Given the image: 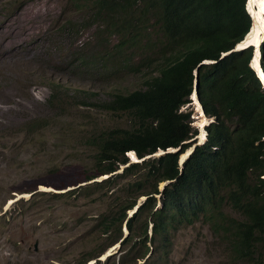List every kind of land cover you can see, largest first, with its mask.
Instances as JSON below:
<instances>
[{"label": "trees", "instance_id": "1", "mask_svg": "<svg viewBox=\"0 0 264 264\" xmlns=\"http://www.w3.org/2000/svg\"><path fill=\"white\" fill-rule=\"evenodd\" d=\"M245 2L93 0L97 21L122 39L110 54L82 55L81 68L99 67L104 79L126 71L140 73L144 80L142 88L114 94L103 105L108 112L125 116L126 124L103 129L89 139L96 175H111L101 183L77 188L99 192L100 200L110 189L108 185L139 176L126 183L119 204L95 218L92 234L99 235L103 243L86 253L79 264L97 259L117 242L120 247L114 255L118 261L112 264H166L172 237L181 226L198 221L226 247L228 264H264V88L249 67L252 48L221 58L250 28ZM143 25L145 30L135 45L145 57L129 49L119 52L123 42ZM146 31L154 33V41L146 36L143 42ZM260 53L264 72V42ZM205 60L213 62L198 68V98L214 122L206 127V142L194 148L180 169L179 154L197 133L191 113L182 108L190 102L194 70ZM178 147L177 153L141 163H129L126 156L134 152L141 159L159 149ZM120 166H124L122 172L116 173ZM155 195H160L157 209ZM141 196L145 200L128 217ZM123 224L127 229L124 238ZM136 225L138 235L134 234Z\"/></svg>", "mask_w": 264, "mask_h": 264}, {"label": "rangeland", "instance_id": "2", "mask_svg": "<svg viewBox=\"0 0 264 264\" xmlns=\"http://www.w3.org/2000/svg\"><path fill=\"white\" fill-rule=\"evenodd\" d=\"M59 12L58 0H0V39L13 40L12 51L0 48V214L6 213L0 215V264H79L86 253L103 243L99 235L92 234L95 218L119 204L126 183L139 176L108 185L110 189L100 200L99 192L77 188L101 183L111 175H96L93 170L89 137L126 124L122 114L103 109L108 99L105 91L142 88L144 77L128 74L109 84L97 82L96 74H83L81 78L87 81H76L89 89L87 93L58 81L59 75L53 71V43L57 39L62 47L66 44L61 32L55 34ZM76 21L81 28L74 36V49L84 56L95 48L99 29L85 26L83 18ZM147 36L154 41V33ZM61 67L71 75L80 74L69 62ZM51 83L59 88L55 101L48 103ZM185 108L194 110L190 104ZM32 121L45 127L30 131ZM127 155L130 162L136 161ZM91 175L96 176L86 181ZM31 193L36 194L31 197ZM28 199L33 207L21 209ZM156 199L159 206L158 196ZM13 200L17 205L10 204ZM17 209H21L19 215ZM121 230L125 235L124 225ZM139 232L136 225L134 234ZM171 243L166 264H228L226 247L213 238L205 223L180 228ZM119 247L118 243L112 245L87 264L116 263L118 255L114 254Z\"/></svg>", "mask_w": 264, "mask_h": 264}, {"label": "clouds", "instance_id": "3", "mask_svg": "<svg viewBox=\"0 0 264 264\" xmlns=\"http://www.w3.org/2000/svg\"><path fill=\"white\" fill-rule=\"evenodd\" d=\"M247 1L248 0H246V2H245V10H246V13L248 14V16L250 18V21H251V24H252L253 23L252 22V18H251V15H250V13L248 12V9H247ZM63 2L65 3V5L62 4ZM23 6H27V5H23ZM30 6H33V5H30ZM21 7L22 6H19L15 11L19 10V8H21ZM58 7L60 8V12H59L60 19L56 18L58 20V22H57L58 26H57V29L55 30V34H58L59 32H61V34L63 35V37H64V39L66 41V44L63 47L57 42V39H56V41L54 40V43H53V45L55 47L54 50H53V55H55L53 60H54L56 68H53V67L52 68H53L54 73L59 75V80L58 81L64 82V83H67L69 85H73V86H76V87L78 86L77 88L79 90H84V91L88 92L89 89L83 87L81 83H78L76 81V79H79V80H82V81H87L85 78H81V76L83 74H89V73L90 74H96L97 75V77H96V81L97 82H105V83H109V84L116 83L117 79H119V78H121L123 76H126L128 74H140V73H133V72L123 71L121 73L117 72V74L114 77H112V78L104 79V78H101V76H100L102 74L103 70L101 68H99V67L96 68V69H91V70H83L81 68V66H80V64H81V59L80 58L82 57V54L80 52H78V51H75L74 48H76L77 45L75 43V40L73 41L74 36L77 35V32L80 30L79 28H81V26L76 21L78 18H83V20L85 21V26H93V27H96L97 29H99V33H98V37H97L98 38V42L95 44L96 45L95 48H93V50H91V51L87 50V52L84 54V56L86 54H88L89 52H95V53H99V54L100 53L101 54H110V53H112L115 45H118L120 43V41L122 39V36H121V34H119L117 32L109 31L108 28H105V26L107 24L104 26L101 22L97 21L98 20V15L95 12V8L93 6V0H87V1H84V0H58ZM140 7H141V5H140ZM14 12L11 14V16L14 14ZM118 23L119 22L115 23L114 25H117ZM150 23L154 24V21L151 20ZM251 24H250V28H249L248 32H250V29L252 28ZM144 26L145 25H143L140 29H138L135 33H133L131 35L129 41H124L123 42L119 52H121L124 49H129V51H134L138 55H140L142 57H145V53L143 52V50H141L140 48H138L135 45L136 39L140 38L141 33L143 32V30H145ZM263 29H264V27H263ZM147 35H148V32L146 31L145 32V37ZM245 35H244V37H245ZM262 35H263V33H262ZM112 37L115 38V41L112 39ZM244 37H243V39H244ZM262 39L263 40L259 43V47H258V53L259 54H258V57H257L258 58L257 63L259 64V70L258 71H260L262 73V75L264 76V72H263V70L261 68V65H260V59H261L260 46L264 42V35H263ZM240 42H238L232 50H230V51H228L226 53L230 54L231 52L240 51V50H244V49H247V48H252V56H251V59H250V62H249V67L252 69L250 64H251V60L253 58V53H254L255 46H254V44H252V45H250V46H248L246 48L236 49L237 45L240 44ZM119 52H117V53H119ZM223 54H225V53H223ZM228 54H226V55H228ZM222 55H221V58L224 57V56L222 57ZM156 58H159V57L156 56ZM66 62H69V67L70 68H75V69L78 68V70L80 71V74L78 73L76 75H71L69 73H66L64 71V69L61 67V64L62 63H66ZM203 62H208V63H203ZM212 62L213 61H208V60L202 61L200 64H198V66L194 70V75H195V71L197 70V72H198V68L202 64H209V63H212ZM147 71L148 70H146V72ZM255 74H256V72H255ZM262 75H261V77H263ZM256 76L258 77V74H256ZM196 77L198 79V74H197V76L195 75V79H196ZM195 79H194L192 92H191V94L189 96L190 102L187 103L185 106L190 104L193 107V109H194V105H196V108H197V104L193 101V99L195 98L196 102L198 103V106L200 108V111L198 109L197 110L201 113L203 111V108H202V106H201V104L199 102V98L197 99L195 96H193V94H194V86H195ZM258 79L260 81V84H261L262 88H264V80L262 78H261L262 79L261 80L259 77H258ZM58 88H59L58 84H56V83H51L50 84V90H51V94L49 96L50 100H52V98H54V96L57 94ZM105 93H106L107 97H111L114 94H119V93H123L124 94L125 92L114 91V89H112L111 91H105ZM197 95H198V87H197ZM49 99L46 102H49ZM185 106L182 108L183 110H186ZM47 107H45V108H47ZM186 111H189L191 113L190 114V119L192 121L191 124L194 127V129L197 131V133L191 140L186 142V143H190L191 145L184 152L179 154L178 165H179L180 169L182 168V165L185 162V160H187V158L191 155V153L193 152L194 148L196 146H198V145H203L206 142V138H207L206 127H208L210 123L214 122V118L207 117L205 115L204 111H203V113H204L203 114V118H198L196 116L194 110H193V112H191V110H186ZM194 120H195V122H197V125L193 124ZM44 127H45L44 124H41L40 122L32 121L29 124L28 128H29L30 131H33V130L41 129V128H44ZM201 131H204L203 139H200V137H199ZM90 138L91 137H89V139ZM89 139H88V145L87 146L89 148H91L90 145H89ZM190 149H192L190 151V153L184 159H182V156H184ZM170 150H177V151H175V152H167V151H170ZM179 150H180L179 147L178 148H168L166 150H160L159 149L158 151H161V152L156 157H159V156L164 155L166 153H177V152H179ZM93 152H94V150H93ZM157 152H155V153H157ZM128 153H130V152L126 153L127 157H128V155H127ZM132 153H133L134 159L136 161H140L141 160V162L146 160V159H148V158L155 157L154 156L155 153H154L152 155H147L144 158L138 159L136 157L135 153L134 152H132ZM93 156H94V153H93ZM93 156H92V158H93ZM128 159H129V157H128ZM136 161L130 162V160H129V163H141V162H136ZM121 167L123 169L124 166H120V168ZM105 175H107V174H105ZM86 181H89V180H86ZM161 184H162V186L160 187ZM166 184H167V181H165L163 183H160L159 190L162 191ZM35 194L36 193H31L30 196L31 197L33 195L35 196ZM14 195L16 196V194H14ZM157 196H158V199H159V206H157V204H156V209L161 206L160 195H155V198ZM141 197H145V196H141ZM141 197H139V198H141ZM139 198L136 201L135 206L131 210L128 211V213L131 211L130 215L127 214L128 217H131L136 212L137 208L143 203V201L145 200L146 197L143 199V201H139ZM16 201L17 200H13L12 202H10V204L13 203L14 205H17ZM156 201H158V200L156 199ZM22 205H24V204H21V206ZM18 207H20V205ZM31 207H33V204H31V202L28 199L26 201V205L23 208L21 207V209L31 208ZM21 209H19V210L17 209V211H18L17 215L20 214ZM0 213H1V211H0ZM4 214H6V213H4ZM4 214H0V215H4ZM198 222L200 223V221H198ZM185 223H187V222H185ZM123 225L125 227V224H123ZM193 225H185V226H181V228L182 227H192ZM150 226H151V224H150ZM150 230H151V227H150ZM125 231H126V234L123 235L122 238H124L127 235L126 227H125ZM148 232L150 233L149 230H148ZM117 243L120 245V242H117ZM33 250L36 251L35 249H33ZM92 260H95V259H92ZM87 263H85V264H87Z\"/></svg>", "mask_w": 264, "mask_h": 264}, {"label": "bare ground", "instance_id": "4", "mask_svg": "<svg viewBox=\"0 0 264 264\" xmlns=\"http://www.w3.org/2000/svg\"><path fill=\"white\" fill-rule=\"evenodd\" d=\"M1 1H3V0H1ZM247 9L251 15L253 25H252L250 32L246 36L244 42L245 43L249 42L251 44L257 45V43L262 39V28L264 27V0H248L247 1ZM190 27H191V25H190ZM260 35H261V37H260ZM26 44L27 43L25 42V40H23L22 45L26 46ZM12 45H13L12 39L9 38L6 41H2L0 39V48L1 49L7 48L9 51H12L13 50V49H11ZM257 60H258V58L256 55L254 58V61H253V65L256 67L257 70H259V64L257 63ZM262 79L264 80V77H262ZM193 101L197 104V109L200 111V108H199L198 103L196 102L195 98L193 99ZM203 137H204V131H201L200 132V139H203ZM130 155L132 156V158H134L132 152H130Z\"/></svg>", "mask_w": 264, "mask_h": 264}, {"label": "water", "instance_id": "5", "mask_svg": "<svg viewBox=\"0 0 264 264\" xmlns=\"http://www.w3.org/2000/svg\"><path fill=\"white\" fill-rule=\"evenodd\" d=\"M253 24V23H252ZM252 24H251V26H252ZM251 30V29H250ZM249 33V32H248ZM248 33L245 35V37H244V39L240 42V44H238L237 45V47H236V49H242V48H246V47H248V46H250V45H252L251 43H245L244 41H245V38H246V36L248 35ZM262 33H263V35H264V29L262 28ZM263 35H262V38H263ZM263 39H261L258 43H257V45H254L255 46V49H254V53H253V58H252V60H251V67H252V69L256 72V74H258V77L261 79L262 77H261V75H262V73L260 72V71H258L257 69H256V67L253 65V61H254V58H255V56L257 55V57H258V47H259V43L262 41ZM226 54H228V53H225V54H223L222 55V57L223 56H225ZM203 63H208V62H203ZM260 73V74H259ZM197 74H198V72H197V70L195 71V75L197 76ZM263 76V75H262ZM264 77V76H263ZM262 80V79H261ZM197 87H198V79H197V77H196V79H195V86H194V94H193V96H195L197 99H198V95H197ZM194 112H195V114H196V116L198 117V118H203V111L200 113L198 110H197V108H196V105H194ZM192 149H190L184 156H182V159H184L189 153H190V151H191ZM175 151H177V150H170V151H167V152H175ZM143 160V159H142ZM136 162H141V160L140 161H136ZM35 250H36V243H35Z\"/></svg>", "mask_w": 264, "mask_h": 264}]
</instances>
